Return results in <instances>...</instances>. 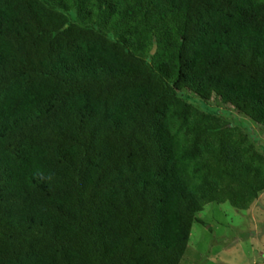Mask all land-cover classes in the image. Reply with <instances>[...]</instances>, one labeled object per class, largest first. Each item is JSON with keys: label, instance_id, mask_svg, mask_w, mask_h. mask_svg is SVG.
Masks as SVG:
<instances>
[{"label": "trees", "instance_id": "trees-1", "mask_svg": "<svg viewBox=\"0 0 264 264\" xmlns=\"http://www.w3.org/2000/svg\"><path fill=\"white\" fill-rule=\"evenodd\" d=\"M185 92L264 128V0H0V264H180L249 208L263 152Z\"/></svg>", "mask_w": 264, "mask_h": 264}, {"label": "rangeland", "instance_id": "rangeland-1", "mask_svg": "<svg viewBox=\"0 0 264 264\" xmlns=\"http://www.w3.org/2000/svg\"><path fill=\"white\" fill-rule=\"evenodd\" d=\"M187 95L196 107L219 113L225 120L237 125L264 154V128L221 104L217 99L206 102L193 93ZM263 193L264 191L247 209L239 210L227 202L206 204L197 213L201 221L192 224L188 245L180 264H262Z\"/></svg>", "mask_w": 264, "mask_h": 264}, {"label": "crops", "instance_id": "crops-1", "mask_svg": "<svg viewBox=\"0 0 264 264\" xmlns=\"http://www.w3.org/2000/svg\"><path fill=\"white\" fill-rule=\"evenodd\" d=\"M264 194V193H263ZM263 194H262V196H263Z\"/></svg>", "mask_w": 264, "mask_h": 264}]
</instances>
